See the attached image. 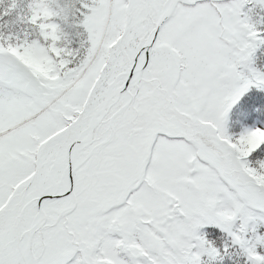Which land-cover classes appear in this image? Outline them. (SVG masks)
<instances>
[{"label": "snow or ice", "instance_id": "6c2138e0", "mask_svg": "<svg viewBox=\"0 0 264 264\" xmlns=\"http://www.w3.org/2000/svg\"><path fill=\"white\" fill-rule=\"evenodd\" d=\"M262 50L264 0H0V264H264Z\"/></svg>", "mask_w": 264, "mask_h": 264}, {"label": "rangeland", "instance_id": "374dc122", "mask_svg": "<svg viewBox=\"0 0 264 264\" xmlns=\"http://www.w3.org/2000/svg\"><path fill=\"white\" fill-rule=\"evenodd\" d=\"M256 66L261 68V69H264V50H262L260 53H258V59L256 61ZM247 92H249V94L253 97V100H257L258 97H261L262 99H264V88H258L255 85H253L249 88V90ZM244 95L241 98V100L236 105H234V107L232 108V110L229 113V117H228V130H229V132H230V129H232V126H234V125L237 126V124H239L240 122L246 121V118H249L247 116L248 112H246V110L243 109L242 105H241L245 99ZM240 105H241V110L238 109L240 107ZM257 126L264 127V123L262 121H258L253 127H257ZM209 231H210V237L209 238L214 240L216 245L221 248L222 252H223V247H224L225 243L231 244V241L228 238L226 233L221 232L219 229H213V230H209ZM226 259L232 263H235V264H245L246 257L239 254V250L237 247H231V248H229L228 253L223 255V259L218 258L216 260L217 261H224Z\"/></svg>", "mask_w": 264, "mask_h": 264}, {"label": "trees", "instance_id": "16d2710c", "mask_svg": "<svg viewBox=\"0 0 264 264\" xmlns=\"http://www.w3.org/2000/svg\"><path fill=\"white\" fill-rule=\"evenodd\" d=\"M242 108L246 110L247 116L249 118H246V121L240 122L239 124L232 126V129H230V132L232 134L239 135L241 132L245 131L246 129H249L252 125H254L257 121H262L264 123V99L261 97H258L257 100H253V97L248 94L244 101L242 102ZM241 105L238 108L241 110ZM213 262V263H212ZM210 264H235L227 259L224 261H217L213 260L210 262Z\"/></svg>", "mask_w": 264, "mask_h": 264}]
</instances>
